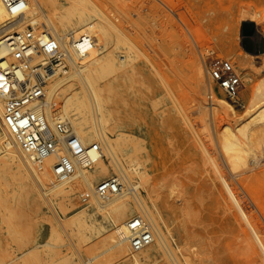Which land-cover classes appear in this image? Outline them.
<instances>
[{
	"label": "rangeland",
	"instance_id": "obj_1",
	"mask_svg": "<svg viewBox=\"0 0 264 264\" xmlns=\"http://www.w3.org/2000/svg\"><path fill=\"white\" fill-rule=\"evenodd\" d=\"M88 1L133 45L130 74L118 78L104 94L110 113L106 127L110 137L123 135L136 144L133 157L144 178L141 182L139 176L131 177L140 183L137 193L161 228L168 255L174 264H252L250 235L221 191L215 173L237 189L264 239V147L250 151L253 161L248 157L234 164L223 155L216 138L218 129L231 124V119L221 111L217 123H211V117L206 123L202 114L204 102H209V87L232 107L234 120L245 116L253 88L264 79V0ZM253 14L258 23H253L248 40L242 24L250 23ZM120 46L117 56L123 55ZM213 59L230 62L238 73L241 86L235 100L207 82L203 62ZM194 64L202 70V84L196 82ZM56 100L59 104L60 97ZM4 139L9 141L7 135ZM120 158L118 162L127 167ZM28 170L36 189L30 198L15 189L9 175L0 179V202L4 201L9 222L25 243L17 249L0 209V264H135L132 255L140 258L137 264L169 263L163 252L154 254L150 249L155 242L140 253L128 249L120 260L111 259L112 226L108 217L94 210L93 202H80L79 195L86 189L76 182L68 203L60 196L44 194L41 184L48 187L51 180L38 179ZM131 197L126 196L134 208ZM79 211L86 212L91 226L82 235L70 222ZM135 214L141 213L136 209Z\"/></svg>",
	"mask_w": 264,
	"mask_h": 264
},
{
	"label": "bare ground",
	"instance_id": "obj_2",
	"mask_svg": "<svg viewBox=\"0 0 264 264\" xmlns=\"http://www.w3.org/2000/svg\"><path fill=\"white\" fill-rule=\"evenodd\" d=\"M24 1L22 16L19 20L12 21L10 20L12 17L9 16L2 0H0V34L21 32L28 29L33 31L35 35L48 34L58 42L63 59L69 65V71L62 73L61 70H57L49 75L45 87L46 102L53 99L57 102L56 99L60 97L59 104L58 102L56 104V108L59 109V112H56L58 119L68 125L72 133L85 146L91 144V139H95V144L100 148V153L98 156L90 153L91 160L88 167L75 165L70 177L64 180H54L52 166L56 161V157L52 156L36 161L33 157L24 154L13 138L4 130L1 123L3 101L0 95V126L3 130V132H0V179H2L3 174L9 175L13 180L12 185L15 189L24 194L26 198H30L36 192L34 183L30 178L28 170L30 169L38 179L48 177L49 181L51 180L48 187L41 184L44 194L54 195V197L60 196L63 201L70 203L76 182L86 189L84 193H88L93 190L95 182L116 178L125 186L123 193L107 199L91 197L87 202H93L94 210L108 217L110 221L113 231L110 236L113 240L111 259L120 260L126 256L130 236L127 224L139 217L152 232L151 243H155L150 249L154 250V254L163 252L169 260L168 264H174L166 251V242L161 228L156 224L152 213L148 211L137 193L140 183L131 177L135 175L139 176L140 180L144 178V172L140 171L138 160L133 157L137 151L136 144L130 137L123 135L110 137L106 127L110 113L105 107L107 96L104 94L112 90V86L118 78L130 74L132 60L135 56L134 49L132 50L133 45H129L125 41L127 37L123 35L124 32L115 23L97 12L88 0ZM256 17L257 14L250 15L248 20L252 24H257ZM15 25H17L15 28L10 29ZM118 45L123 46L121 48L123 55L121 56L116 54V50L119 49ZM4 53L3 45L0 44V59L3 58ZM131 53L133 56H131ZM247 56L252 58L251 55ZM37 58V63L44 61L40 56L35 57V59ZM192 68H194L196 82L202 84L204 75L202 76L200 66L194 64ZM108 77L110 80L103 83ZM249 82L250 78L246 75V85ZM208 94L209 102L206 103L205 101L203 104V122L207 123L209 117H211L213 122H210L217 123L221 111L228 115V120L231 119L232 122L223 129L221 128L222 130L217 128L216 138L224 152L222 154L232 160L234 164L245 162L248 157L253 161V158L250 157L252 155L250 151L254 147H264V79L258 86L253 88L246 114L241 119L234 120L232 107L222 98H218L209 87ZM90 120L93 123L88 128L86 125ZM222 123L224 124V122ZM86 128L89 130L83 132ZM206 131L205 133L208 134ZM81 132L84 133V136H81ZM6 135L9 141L4 139ZM118 157H122L128 163V166L123 167L118 162ZM233 163H231L232 166L236 167ZM242 165L245 164L242 163ZM112 172L114 175L110 176ZM215 176L221 191L225 194L237 217L242 221L243 226L250 235L254 250V257L251 258L253 259L252 264H264V239L258 234L257 223L255 224L253 219L254 216L250 214L249 209L246 210L247 207L246 209L243 207V201L239 199L237 189L218 171H216ZM132 189L134 190L133 193ZM128 194L132 196L134 208L131 207L126 198ZM0 209L3 210L1 217L9 222L11 216L4 201L0 202ZM136 209L141 214L134 215ZM71 218L70 222L75 225L80 235L85 230L90 229L91 226L86 221L85 211H79ZM8 226L11 240L16 242L19 246L17 249L20 250V246H25V243L20 239L18 231L10 222ZM145 248L138 251V253ZM25 251H28V249L26 248ZM150 255L151 253H148L147 256ZM131 259L133 263L137 264L140 258L137 255H132Z\"/></svg>",
	"mask_w": 264,
	"mask_h": 264
},
{
	"label": "built area",
	"instance_id": "obj_3",
	"mask_svg": "<svg viewBox=\"0 0 264 264\" xmlns=\"http://www.w3.org/2000/svg\"><path fill=\"white\" fill-rule=\"evenodd\" d=\"M24 3V0H2L12 21L22 16ZM1 36L0 44L5 50L0 59L2 126L19 149L36 161L56 157L52 175L56 180L67 179L75 165L88 167L90 153L98 156L100 148L95 143L85 146L71 128L58 119L57 102L54 99L46 102L49 75L57 70L68 71L58 42L48 34L35 35L28 29ZM37 56L44 61L37 63ZM203 71L208 83L217 85L230 101L235 100L241 81L230 62L220 59L203 62ZM124 191L125 186L118 179L109 178L96 184L91 192L81 193L79 200L85 204L91 197L107 199ZM127 225L131 252H138L152 242V232L141 218Z\"/></svg>",
	"mask_w": 264,
	"mask_h": 264
},
{
	"label": "water",
	"instance_id": "obj_4",
	"mask_svg": "<svg viewBox=\"0 0 264 264\" xmlns=\"http://www.w3.org/2000/svg\"><path fill=\"white\" fill-rule=\"evenodd\" d=\"M247 28H250V32L246 33L245 30ZM254 26L252 23H245V24H242V33L243 35L248 38V40H250V37H251V34H252V30H253Z\"/></svg>",
	"mask_w": 264,
	"mask_h": 264
}]
</instances>
